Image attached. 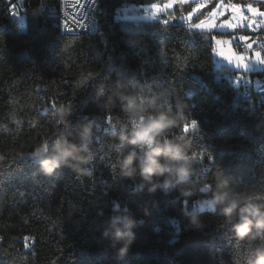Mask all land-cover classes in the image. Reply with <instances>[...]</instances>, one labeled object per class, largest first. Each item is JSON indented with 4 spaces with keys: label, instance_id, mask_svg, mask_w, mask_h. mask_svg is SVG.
I'll use <instances>...</instances> for the list:
<instances>
[{
    "label": "trees",
    "instance_id": "16d2710c",
    "mask_svg": "<svg viewBox=\"0 0 264 264\" xmlns=\"http://www.w3.org/2000/svg\"><path fill=\"white\" fill-rule=\"evenodd\" d=\"M165 2L98 0L97 30L64 35L60 12L31 0L25 30L12 24L0 32V264H248L264 252V234L237 238L238 217L193 209L221 191L264 202V104L253 92L244 110L234 90L242 78L214 62L212 37L232 33L198 30L181 16L118 18L125 5ZM232 2L264 10V0ZM257 35L264 39V27ZM262 77L264 68L245 75L253 83ZM160 112L176 124L161 140L184 148L173 165L187 162L191 175L168 185L160 177L153 192L138 172L126 176L120 167L129 152L149 146L121 136ZM88 123L94 135L83 154L91 163L81 170L46 174L40 161H19L45 141L49 149L78 142ZM116 217L134 221L126 251L105 235Z\"/></svg>",
    "mask_w": 264,
    "mask_h": 264
},
{
    "label": "clouds",
    "instance_id": "9594fccd",
    "mask_svg": "<svg viewBox=\"0 0 264 264\" xmlns=\"http://www.w3.org/2000/svg\"><path fill=\"white\" fill-rule=\"evenodd\" d=\"M130 109L131 100L126 110ZM60 118L64 119L63 116ZM175 126L173 118L165 112L141 116L139 122L128 130L126 135L121 136V142L149 147L140 154L133 150L123 157L120 162L123 174L132 176L138 172L143 181L150 186L149 190L153 192L159 187L160 177H164L163 183L168 185L174 178L183 180L191 175L187 162L173 165V161H177L184 151L182 141L175 138L161 140V137ZM92 127L91 123L80 127L78 142L66 139L62 143H56L51 149L47 141L43 142L35 152L36 156L42 157L41 169L46 174H54L63 166L81 170L82 166L90 164L91 156L83 153L88 150L92 141L94 135ZM205 208L212 211L219 208L229 218V222L233 216L238 217L233 223V229L239 239H246L253 234H264V202L242 203L238 196L229 191H221L213 192L210 199L201 203L200 210L203 211ZM196 220L197 218L193 217V223ZM133 223L130 218L116 217L105 235L114 236L116 241L124 244L122 251H126L134 238L131 233ZM248 264H264V252H258L254 258L249 259Z\"/></svg>",
    "mask_w": 264,
    "mask_h": 264
},
{
    "label": "snow or ice",
    "instance_id": "6c2138e0",
    "mask_svg": "<svg viewBox=\"0 0 264 264\" xmlns=\"http://www.w3.org/2000/svg\"><path fill=\"white\" fill-rule=\"evenodd\" d=\"M179 3L180 4L185 3V0H179ZM73 6L80 8L82 10L84 8V0H76V3ZM175 6H176V0H167L166 3L154 4L152 6V9L154 13H160V12L168 11L169 9H173ZM206 7H207V0H205V2L202 4H198L193 9V12H190L188 14V17L186 19L190 21L192 19L193 13L200 12L203 8ZM246 13H250L251 16L246 15ZM211 15L213 17L229 16L230 18L222 20V22L219 24L215 22L207 23L206 21L201 20L199 23H190L189 25L191 27L200 28L209 31L217 27L220 29L228 28L235 30L238 28H243L245 26L250 30H256L257 19L254 18H264V10H261L260 8H257L251 4L244 5V4L234 3L232 2V0H218V3L216 4V10L212 11ZM174 18L175 16H170L167 19L172 20ZM74 22L80 24L79 19L74 18ZM65 26L68 27L66 17H65ZM212 41H214V44L217 46L227 45L228 46L227 52H225L221 48V50L217 52V54L225 58L227 61H231L233 64H235L238 67L246 66V62L250 59H256L261 62H264V47H257L259 41L254 36H249V35L233 36L229 34V38L227 39L223 38V35H221L220 37L213 36ZM236 41H239L240 44L246 47L248 51L246 53L244 52L237 53L235 51V48L233 47ZM214 50L216 51L215 48ZM107 119H111V117H108ZM191 124L193 126L197 125L195 121H191Z\"/></svg>",
    "mask_w": 264,
    "mask_h": 264
},
{
    "label": "built area",
    "instance_id": "2783aa9c",
    "mask_svg": "<svg viewBox=\"0 0 264 264\" xmlns=\"http://www.w3.org/2000/svg\"><path fill=\"white\" fill-rule=\"evenodd\" d=\"M54 10L60 12V30L64 35H79L83 33L92 34L97 30V23L93 14L98 6V0H84V8L74 7L76 0H48ZM211 1V0H208ZM31 0H0V32L12 24H18L20 29L25 30L27 22V6ZM15 12V13H13ZM65 17L67 18L68 27L65 26ZM80 20V24L74 22ZM264 45V39L262 40ZM241 50H246L244 46ZM239 77V76H233ZM233 77H228V82L233 88ZM242 78V89H234L237 92L238 99L241 98L245 103L243 109L248 108L247 103L253 100V92L258 96L259 102L264 104V77L257 79L254 83L245 77ZM193 130V127H191ZM203 201L193 205L194 211L200 210ZM203 211H212L205 208ZM177 226V222H172ZM180 230H177V234Z\"/></svg>",
    "mask_w": 264,
    "mask_h": 264
},
{
    "label": "rangeland",
    "instance_id": "374dc122",
    "mask_svg": "<svg viewBox=\"0 0 264 264\" xmlns=\"http://www.w3.org/2000/svg\"><path fill=\"white\" fill-rule=\"evenodd\" d=\"M204 2H205V0H185V3L180 4L179 0H176V6L173 9H169L168 11L160 12V13H154L153 9H152V6L154 4H158V3L145 4V5H125L121 9V11L118 13V18L121 21L141 23L144 21H154V20L165 21V19L169 18L170 16H175V17L181 16L183 21H187L188 23H191L193 21L194 17H196L201 11L207 12L206 18L204 19V21H206L207 23L215 22V23L219 24L222 22V20L230 18L229 16H224V17L215 16V17H213L211 15V12L216 10V4L218 3V0H212V1L207 0V7L203 8L200 12L193 13L192 19L190 21H188L186 19L188 17V14L190 12H193V9L198 4H202ZM209 7H211L212 9L210 11H207V9ZM246 15L251 16L250 13H246ZM254 19H257L256 30H250L246 26L243 28L235 29V30L234 29H228V28L220 29L218 27L215 29H211V30L230 32V33H232L233 36H239V35L254 36L259 41V43L257 44V47H264V45L262 43V38H260L259 35H257V30L260 29L261 27H264V18H254ZM168 21H171V20H168ZM196 29L204 30V29H200V28H196ZM244 30H247L248 33H245V32L239 33L240 31H244ZM223 38L227 39L229 37H223ZM234 45H233V47L235 48V51L237 53H241V52L246 53L248 51L246 47H244L246 50L241 51V52L239 51V49L241 50V47L243 46L242 44H240L239 41H236L234 43ZM221 48L225 52L228 51L227 45H220V46L215 45L216 51L214 50V52H213V58H214V62L216 64V66L218 68L227 67L228 69L237 72L239 77H245V75L247 76L248 73L256 72V71L264 68V62H261V61L256 60V59H250L246 62V66H239L238 67L235 64H233L231 61H227L225 58H223L217 54V52H219L221 50ZM227 76H228V74H227ZM41 158L42 157H38L35 154H30V155L21 156L19 161L35 162V161H40Z\"/></svg>",
    "mask_w": 264,
    "mask_h": 264
}]
</instances>
